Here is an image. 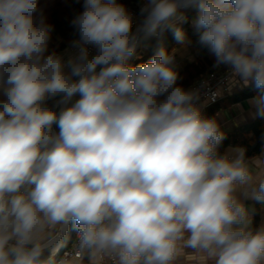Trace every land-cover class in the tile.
Instances as JSON below:
<instances>
[{"label": "clouds", "instance_id": "1", "mask_svg": "<svg viewBox=\"0 0 264 264\" xmlns=\"http://www.w3.org/2000/svg\"><path fill=\"white\" fill-rule=\"evenodd\" d=\"M188 8L223 88L177 84ZM140 17L83 0L49 53L41 0H0V264H264V151L221 154L200 103L251 86L264 118V0H143ZM141 33L155 54L133 65Z\"/></svg>", "mask_w": 264, "mask_h": 264}, {"label": "trees", "instance_id": "2", "mask_svg": "<svg viewBox=\"0 0 264 264\" xmlns=\"http://www.w3.org/2000/svg\"><path fill=\"white\" fill-rule=\"evenodd\" d=\"M117 3L123 4L125 7H135L139 0H116ZM44 7L47 22L53 27L51 39L49 41V53L52 51L60 52L69 47L72 40L77 38V33L72 25V20L83 11V0H41ZM189 17V22L183 25L185 32V45H188L196 54L193 62H186L181 72L177 84L188 89L195 80L205 71L213 68L214 57L209 53L208 49L199 44V32L191 25V18L196 12L195 8H188L183 11ZM157 39L156 37H145L141 39V46L130 62L131 64H139L147 62L155 54ZM180 45L171 32L165 34L164 47L171 53V50ZM3 85H0L2 90ZM256 95V90L249 86L233 93L231 96L221 98L219 101L208 106L203 114L207 117H213L215 113L231 103L240 102ZM51 103V102H50ZM264 144V118L256 117L251 122L240 124L236 128L225 133V139L219 146V152L223 154L225 148L229 145L243 146L247 149V155L253 156L260 152ZM259 209V205H256ZM259 215L254 216V226L259 225Z\"/></svg>", "mask_w": 264, "mask_h": 264}, {"label": "crops", "instance_id": "3", "mask_svg": "<svg viewBox=\"0 0 264 264\" xmlns=\"http://www.w3.org/2000/svg\"><path fill=\"white\" fill-rule=\"evenodd\" d=\"M195 14H196V12H195ZM194 15H193V17H194ZM180 47H181V45H178V46L174 47L173 49L180 48ZM172 50H171V52H172ZM195 57H196L195 52L188 45H185V48H184L183 52L181 54H177V56H176V66H177L178 73L181 72L182 67H183V65L186 62H193L195 60ZM243 88H246V87L238 85L235 88H233L231 93H229L227 91H223L222 95L220 97L224 98V97H227V96H231L233 93H235V92H237L239 90H242ZM249 99L250 98L245 99V100L240 101V102L231 103L228 106L219 109L215 113V115L213 117L217 118V120L221 124L222 130L224 131V133H227L228 131L236 128L240 124H243V123H246V122H251L252 120H254L256 118L250 113V109H249V106H248V103H247L249 101ZM237 104H242V105L245 106V112H244L242 117L239 115L238 110L235 108V105H237ZM204 111H205V109L202 108V113ZM233 146H235V145L227 146L225 148V151L229 147H233ZM262 151H264V144L262 145L261 150H260L259 153H261ZM246 203L251 205L254 202L246 201ZM262 218H264V213L260 212L259 224L261 223Z\"/></svg>", "mask_w": 264, "mask_h": 264}, {"label": "built area", "instance_id": "4", "mask_svg": "<svg viewBox=\"0 0 264 264\" xmlns=\"http://www.w3.org/2000/svg\"><path fill=\"white\" fill-rule=\"evenodd\" d=\"M143 3V0H139V2L137 3V5L135 7H130L127 6L126 9L129 11V13L133 16L134 19V28H135V24L138 23L141 19L140 17V7ZM68 47H66L65 49H63L61 52H64ZM94 51V50H92ZM226 73H227V68L225 67H221L219 69H214L211 68L207 71H205L204 73H202L196 80L195 82L188 87V89L194 88V87H198L199 84L201 83L202 80L204 79H208L209 80V88L212 91H215L217 89V87H224V81L226 79ZM208 91V89H202V98L200 103L203 105L202 108L206 109L208 106H210L211 104L217 102L220 100V96L215 100V102H211L209 101L208 103L204 104V97H203V93ZM226 91V90H225ZM75 238V235L73 237V240ZM71 247V242L68 244V246L64 249V251L61 253V255L58 257V259L63 256L64 252L69 251Z\"/></svg>", "mask_w": 264, "mask_h": 264}, {"label": "water", "instance_id": "5", "mask_svg": "<svg viewBox=\"0 0 264 264\" xmlns=\"http://www.w3.org/2000/svg\"><path fill=\"white\" fill-rule=\"evenodd\" d=\"M187 9H180V11H186ZM135 29V28H134ZM144 36V33H141L140 34V44H139V46L137 47V50H136V53H135V55L129 60V63L135 58V56H136V54H137V52H138V50H139V48H140V46H141V39H142V37ZM52 103L53 102H51V105H52ZM53 129H54V131H56V132H58L59 131V129L54 125L53 126ZM74 233L72 234V239H73V237H74ZM71 242V240L69 241V243ZM66 248V247H65ZM65 248H63V249H61V251H60V253L58 254V256H57V259H58V257L61 255V253L64 251V249Z\"/></svg>", "mask_w": 264, "mask_h": 264}, {"label": "rangeland", "instance_id": "6", "mask_svg": "<svg viewBox=\"0 0 264 264\" xmlns=\"http://www.w3.org/2000/svg\"><path fill=\"white\" fill-rule=\"evenodd\" d=\"M181 12H183V11H181ZM195 16V15H194ZM176 49V48H175ZM75 99V98H74ZM51 102V101H50ZM49 102V104H50V106H51V103Z\"/></svg>", "mask_w": 264, "mask_h": 264}]
</instances>
